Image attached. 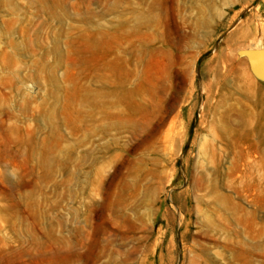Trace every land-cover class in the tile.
<instances>
[{
  "label": "rangeland",
  "instance_id": "rangeland-1",
  "mask_svg": "<svg viewBox=\"0 0 264 264\" xmlns=\"http://www.w3.org/2000/svg\"><path fill=\"white\" fill-rule=\"evenodd\" d=\"M247 49L264 0H0V264H264Z\"/></svg>",
  "mask_w": 264,
  "mask_h": 264
},
{
  "label": "water",
  "instance_id": "water-1",
  "mask_svg": "<svg viewBox=\"0 0 264 264\" xmlns=\"http://www.w3.org/2000/svg\"><path fill=\"white\" fill-rule=\"evenodd\" d=\"M241 54L248 58L253 72L264 79V49H247Z\"/></svg>",
  "mask_w": 264,
  "mask_h": 264
},
{
  "label": "bare ground",
  "instance_id": "bare-ground-1",
  "mask_svg": "<svg viewBox=\"0 0 264 264\" xmlns=\"http://www.w3.org/2000/svg\"><path fill=\"white\" fill-rule=\"evenodd\" d=\"M143 18V17H142Z\"/></svg>",
  "mask_w": 264,
  "mask_h": 264
}]
</instances>
